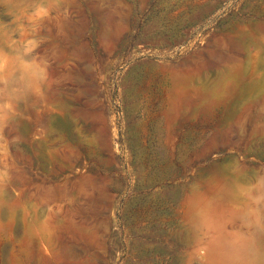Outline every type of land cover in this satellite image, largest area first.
Listing matches in <instances>:
<instances>
[{"label": "rangeland", "instance_id": "rangeland-1", "mask_svg": "<svg viewBox=\"0 0 264 264\" xmlns=\"http://www.w3.org/2000/svg\"><path fill=\"white\" fill-rule=\"evenodd\" d=\"M0 264H264V0H0Z\"/></svg>", "mask_w": 264, "mask_h": 264}]
</instances>
